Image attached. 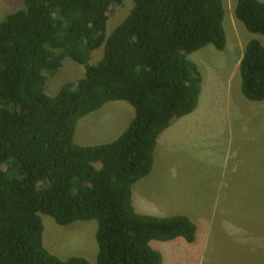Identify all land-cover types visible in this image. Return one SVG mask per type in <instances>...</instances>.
<instances>
[{"label":"trees","instance_id":"16d2710c","mask_svg":"<svg viewBox=\"0 0 264 264\" xmlns=\"http://www.w3.org/2000/svg\"><path fill=\"white\" fill-rule=\"evenodd\" d=\"M123 1L25 0L0 23V264H91L47 249L43 214L60 225L97 219L95 264H163L154 241L196 240L186 214L137 212L132 186L150 174L160 135L199 104L203 76L191 55L225 49L223 0H133L107 36L109 11ZM235 15L264 35V0H237ZM67 57L85 75L51 96L47 81ZM239 72L243 95L263 101L259 39L247 42ZM118 100L134 116L117 138L75 142L82 117Z\"/></svg>","mask_w":264,"mask_h":264},{"label":"rangeland","instance_id":"374dc122","mask_svg":"<svg viewBox=\"0 0 264 264\" xmlns=\"http://www.w3.org/2000/svg\"><path fill=\"white\" fill-rule=\"evenodd\" d=\"M236 3L223 0L225 49L209 45L191 55L203 76L197 109L173 121L185 125L176 130L167 148L166 141L160 146L154 175L132 186L137 212L186 214L197 224L192 243L182 238L153 242L163 254V264H264V100L251 101L243 95L239 72L247 42L257 38L264 45V35L249 32L237 19ZM24 6L25 0H0V23ZM133 6V0L112 5L107 36ZM103 53L104 46L93 50L89 63L96 64ZM85 71V65L65 58L49 77L46 92L56 95ZM133 115L128 102L109 101L78 121L74 140L82 145L112 141ZM187 116L202 120L186 126ZM41 216L49 251L63 259L83 256L95 264L97 219L60 225L49 215Z\"/></svg>","mask_w":264,"mask_h":264},{"label":"crops","instance_id":"0c3cea01","mask_svg":"<svg viewBox=\"0 0 264 264\" xmlns=\"http://www.w3.org/2000/svg\"><path fill=\"white\" fill-rule=\"evenodd\" d=\"M200 101V100H199ZM199 105V104H198ZM197 109V107H196ZM134 110V109H133ZM134 116V115H133ZM133 118V117H132ZM177 118H180V117H177ZM177 118H175L174 120H176ZM187 119L185 120L186 121V126H191L193 124V122H199L201 121L202 119L201 118H198V119H195L193 118L192 116H187L186 117ZM173 120V121H174ZM185 125V122L182 124V125H176L175 122H172V124L161 134V136L159 137L158 141H157V145H156V149H155V153H154V164H153V168L150 172V174H148L146 177H151L152 175H154V170H155V167H157V165H160V158L158 159V154L161 153V148L160 146L163 144V142L166 141V143L164 144L163 147L166 146L167 148V143H169V140H171L173 137H174V134L176 133V130H178V128H180L181 126L184 127ZM123 132V131H122ZM166 137V138H165ZM117 138V137H116ZM100 143H104V142H100ZM99 144V143H97ZM171 144V143H170ZM143 179V178H142ZM144 184H149L147 182H144ZM178 214V213H177ZM172 215V214H170ZM175 240V239H174ZM172 240V241H174Z\"/></svg>","mask_w":264,"mask_h":264}]
</instances>
